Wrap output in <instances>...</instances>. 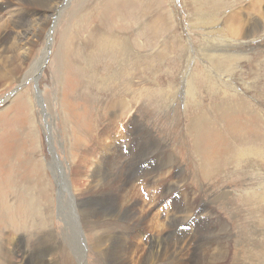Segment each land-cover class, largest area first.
<instances>
[{"label":"rangeland","instance_id":"obj_1","mask_svg":"<svg viewBox=\"0 0 264 264\" xmlns=\"http://www.w3.org/2000/svg\"><path fill=\"white\" fill-rule=\"evenodd\" d=\"M9 1L19 12L13 13L16 19H0L15 52L0 82L1 244L13 227L22 228L30 245L42 217L58 245L50 257L74 259L79 242L86 264H101L93 232L80 233L81 223L92 220L85 210L99 206L94 195L132 196L134 206L152 211L146 217L151 222L160 217L154 211L180 197L182 207L200 210L220 240L229 242L236 264H264V20L250 36L229 30L236 13L256 22L249 5L254 0ZM149 18L158 20L153 28ZM96 26L118 36L119 56L117 47L92 45L89 30ZM132 59L138 61L132 65ZM114 72L124 75L102 86L99 75ZM144 129L160 153L171 157L154 182L147 172L155 159L134 168L130 178L120 150L110 153V165L100 163L113 142L126 147ZM96 133L104 138L93 152L99 160L83 152ZM71 194H79L78 200ZM148 196L154 200L148 203Z\"/></svg>","mask_w":264,"mask_h":264},{"label":"bare ground","instance_id":"obj_2","mask_svg":"<svg viewBox=\"0 0 264 264\" xmlns=\"http://www.w3.org/2000/svg\"><path fill=\"white\" fill-rule=\"evenodd\" d=\"M262 2H264V0H254L253 2L251 1V3L249 4L250 7H253V10H254V13H255V16L252 17V18H254V19L258 18L256 20V22H253V24H249L250 23V21H249L250 19L248 20L249 23L246 22V21H243V19L241 17L242 15L239 16L240 14L238 16H236L238 13H236V15H232V17H231L232 18V20H231L232 22H230L231 23V27H229L230 28L229 30H231V32H232V34L234 36H239V35L250 36L252 30H254V31L258 30V28H259L258 24L260 23V21L262 22V20H264V10L260 7ZM210 3L211 2H209V4ZM220 3H221V1H220ZM11 5H15V3H12V1L10 2L9 0H5L4 3L0 4V11L2 12V11L5 10L4 13H2V14L0 12V14H1L0 19H2L3 16H5V19H6V17H7V19H8V17L11 18L12 16H14L13 13L15 11L19 12L18 8H11ZM263 7H264V5H263ZM37 9H39V8H37ZM34 10H36V9H34ZM32 12H34V11L32 10ZM251 12L248 11V15ZM42 13L44 14V12H42ZM21 14H23V11H22ZM251 14H253V13H251ZM27 16L28 15H26V17ZM162 16H160V17L162 18ZM151 18H154V17H151ZM151 18H149V20H147L148 28H153L154 24L158 21L156 19H151ZM247 18H250V17H247ZM7 19L6 20L3 19V20L7 22ZM15 19H16V17H15ZM230 19H228V20H230ZM244 26H246L247 28L245 30L244 29L242 30V27H244ZM6 29L5 28L0 29L1 30V33H0V82L3 81L7 77V73L8 72L10 73L11 66L13 64V58L15 56V52L9 46L11 37H9V32ZM24 30H25V28H24ZM30 30H33V29H30ZM89 32H90L89 35L91 36L90 41H91L92 45H94L96 47H98V46L100 47V46L104 45V46H107L108 48L109 47H112V48L113 47H117L118 50L116 51V53L118 54V56L120 55L122 46H121V42L118 40V36H116V35H106L107 33L105 34L104 32H102L99 28H97V26L94 27L93 29H90ZM27 40H28V38H27ZM37 42H38V40H37ZM37 42H36V44H37ZM17 43H19V42H17ZM25 43L26 44H30L27 41ZM25 48H27V47H25ZM134 49L132 48V50H134ZM26 51H28V49H26ZM122 55H123V53H122ZM162 55H163V53H162ZM90 56H89V58H90ZM127 57H129V56H127ZM89 58L87 60H89ZM136 61H138V60L136 59V60L131 61L132 65L134 63H136ZM93 74H90V75H93ZM97 74H98V72H97ZM120 74L122 75L123 72L122 73L121 72H119V73L118 72H114L111 75L106 74L105 75L106 77H104V78H102L99 75L100 80H102L101 85L103 86L106 83V84H108V86H111V85H109V83L112 82L113 80H116L117 82L120 81V79H119V77L121 78ZM131 75L132 74H130V76ZM130 76H128V77H130ZM95 77H97V76H95ZM126 81H127L126 88L128 90V88H130V84L131 83H130L129 80H126ZM97 82H100V81L97 80ZM145 83H146V81H145ZM116 84L117 83H114L113 86H117L118 85V84L117 85ZM110 90H112L111 87H110ZM132 92L134 93L133 90H132ZM146 92H148V91H146ZM120 101L122 102L121 99H120ZM110 115H112V114H110ZM124 118H126V117H124ZM118 120H119V118H118ZM129 120H131V118ZM110 121H112V120H110ZM117 123H119V122H117ZM108 124L110 125V122ZM108 124H107L108 128L111 129V126L109 127ZM195 124H196V122H195ZM97 127L100 128L99 126H97ZM106 127H105V129H107ZM135 127H136V125H135ZM198 127H200V126H198ZM112 130H113V128H112ZM197 130H195V131H197ZM101 131L103 132L104 130L102 129ZM106 131H104V132L106 133ZM98 134H99V132H98ZM98 134L96 133V136ZM100 134H102V133H100ZM196 134H199V133H196ZM130 135H132V134H130ZM150 135L151 134H149L148 130L144 129V132L136 133L133 136V138L131 137V140L128 141V143H127L128 145L126 147L118 146L117 142H113L111 147H110V150L107 149L110 152L107 151V152L101 154L100 161L101 160H105L106 163L109 162V160L111 159L110 158V153L113 150H115V149L120 150L121 154L123 153V155H122L123 156V161L119 160V162H123V165H125L124 169L126 170V172L125 171L124 172L128 175L127 178L128 177L130 178V177L133 176L132 170L134 168H139V166H142L141 164L144 163L145 161H147V162H148V160L154 161V159H155V162H154L155 165L148 170L147 176H148V178H151V179L156 178L158 175L161 174L160 171L163 172V168L170 163L171 157H170L169 154H161L160 153L159 148L155 147L156 145L154 144V142L151 141V139L153 137L151 138ZM90 136H91V134H90ZM104 137H105V135H104ZM101 138L104 139L103 137H101ZM101 138L100 137L98 138V136H97L96 140L94 141L95 142L94 144H93V142L91 140L90 145H88V147L83 152H87L86 154H91L92 153L94 155L93 152L95 151L96 146H99L97 144H100L98 142H99V139L101 140ZM110 139H111V137H110ZM101 141H103V140H101ZM156 141H158V140H156ZM111 142H112V139L110 141V144H111ZM121 142H122V140H121ZM103 143H105V142H103ZM124 143L126 144V141H124ZM104 145H102V146H104ZM104 148H106V147H104ZM101 149H103V147ZM114 152L116 153L117 150H115ZM167 152L169 153L170 151H167ZM95 153H96V151H95ZM121 154H119V155H121ZM160 155H162L163 158H162V161L159 163L156 159L159 160ZM262 155H261V157H262ZM78 156H79V162H80V160L83 159V158L80 156V154ZM243 156H244V154H243ZM88 157H89V155H88ZM115 157H117V156H115ZM95 158H97V157L95 156ZM87 159L88 158H86V155L84 154V159L83 160L87 161ZM116 159L118 161V158H116ZM116 159H115V161H116ZM160 159H161V157H160ZM261 159H263V158H261ZM103 162L101 161L100 163H103ZM110 162H109L108 165H110ZM113 162L114 161H112V163ZM261 162H263V160H261ZM106 163H105V165H106ZM176 163H177V160H176ZM115 165H116V163H115ZM118 165H120V163ZM94 166H96V165H94ZM178 166H181V164L180 165L178 164ZM106 167H108V166H106ZM169 168H167V169H169ZM143 170H144V167H143ZM108 171L110 172V169ZM175 171H176V169H175ZM138 172H139V169H138ZM60 174H61V172H60ZM62 174H64V173H62ZM98 175H100V173ZM91 176L93 177L94 174L93 175L91 174ZM136 177H138V176L136 175ZM92 180H93V178H92ZM97 182H98V180H97ZM153 182H154V179H153ZM88 185H91V184L89 183ZM189 186H188V188H189ZM186 187H185V189H186ZM108 189H106V190H108ZM85 191L86 190H84V192L82 194H84ZM98 192L96 191V193H98ZM179 194H182V193H179ZM78 195H77V197H78ZM116 195L117 194H98V195H94L91 199L92 200L93 199L100 200V202L98 204L99 206L93 207L92 206L93 204L88 206L87 210H85V211H87V215L86 214L85 215H86V217L90 216L92 218V220H90V221L89 220H86V221L84 220L85 222L83 221L84 223H81V225H80V233L81 234L84 235L85 232H93V234L95 235L94 247L97 250L98 255L100 256V263L101 264H236V259H235L234 255H233V252L230 250L229 242L220 240L219 234H218L216 228L214 226H212L211 224L205 223V221H204L205 216L203 215L204 217L202 218V213L200 212V210L198 212H200L201 214L198 213V212H189L190 210H187V208L182 207V205L179 202H181L184 198L183 199H179L180 198L179 197L177 199L175 197V201L173 202L175 204L171 203V205H169V206L165 205L160 210L158 209L159 211H154L153 213L158 214L160 217L158 218V217H156V215L152 216V218L154 217L155 220L151 222L150 220L146 219V217L148 215H150V213L152 212L151 210H145L144 208H138V207L134 206V204H136V200L132 196L119 195L116 198L115 197ZM82 196H81V198H82ZM84 196H86V195H84ZM182 196H184V195H182ZM70 197L73 198L75 201H77L78 198H79V197L78 198L75 197L74 195H72ZM185 197H187V196H185ZM88 198H90V196ZM152 198H153V196H152ZM152 198H149V196H148V197L145 198V201H147L149 203L150 201L154 200V199L152 200ZM116 199H117V201H116ZM190 199H192V197ZM143 200H144V198H143ZM162 200L163 199H161V201ZM157 203H159V202H157ZM168 203H170L169 200H168ZM189 203H191V202H189ZM88 204H91L90 201H88ZM151 205L152 204H150V206ZM142 206H144V205H142ZM34 207H35V205H34ZM148 208H150V207L148 206ZM151 209H153V208H151ZM190 209L192 210V208H190ZM208 217H209V215H208ZM210 217H212V216H210ZM207 220H210V219H207ZM43 222L44 221H43V219L41 217L40 221H38V226L35 227V229L31 230L32 231V233H31L32 235L35 234V232L37 230H39V235H37V236L35 235L32 238V243L30 245H27L29 243L30 239L27 238V237H23L24 235L22 236V234H21L22 233V231H21L22 228L20 230H14V231H12L13 227L10 228L11 232H6L7 233V239H8L6 244L3 245L0 242V264H86V262L84 261V258H83V255H84L83 248H82V246H81V244L79 242H77L78 245H74L75 246V254H76L74 259L72 257L65 256V259L63 261H61V260L58 259V257H56V255L55 256L53 255L54 257L53 256L50 257L49 255L52 254L53 252H55V249H58V247H57L58 245H55L54 242H53L54 235H53V232H52L51 228L49 227V225H46ZM0 231H2V230H0ZM64 246H67V245L65 244ZM59 247H62V245L59 246Z\"/></svg>","mask_w":264,"mask_h":264}]
</instances>
